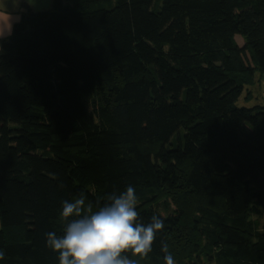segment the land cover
<instances>
[{
  "label": "trees",
  "instance_id": "obj_1",
  "mask_svg": "<svg viewBox=\"0 0 264 264\" xmlns=\"http://www.w3.org/2000/svg\"><path fill=\"white\" fill-rule=\"evenodd\" d=\"M19 15L0 40V264H59L62 202L96 211L128 185L165 223L138 264H264V0Z\"/></svg>",
  "mask_w": 264,
  "mask_h": 264
},
{
  "label": "clouds",
  "instance_id": "obj_2",
  "mask_svg": "<svg viewBox=\"0 0 264 264\" xmlns=\"http://www.w3.org/2000/svg\"><path fill=\"white\" fill-rule=\"evenodd\" d=\"M5 8L0 17L7 19V25L0 26V39L11 34V16ZM107 200L96 211L91 205L85 208L83 193L73 201L62 202L61 216L68 220L64 234H46L47 246L59 253V264H138L127 253L144 258L152 252L156 234L164 230V219L153 215L147 224L140 221L132 185L119 194H109ZM4 258L5 252L0 250V260ZM163 259L165 264H176L171 254Z\"/></svg>",
  "mask_w": 264,
  "mask_h": 264
},
{
  "label": "rangeland",
  "instance_id": "obj_3",
  "mask_svg": "<svg viewBox=\"0 0 264 264\" xmlns=\"http://www.w3.org/2000/svg\"><path fill=\"white\" fill-rule=\"evenodd\" d=\"M53 0H0V8L6 9H19V11H23L25 7H29V9L33 12H43L52 9ZM236 41L238 44L243 45V41L240 37H236ZM262 93L264 94V83L262 86ZM254 102H250L249 104L244 105L243 103H239L238 106H252Z\"/></svg>",
  "mask_w": 264,
  "mask_h": 264
},
{
  "label": "crops",
  "instance_id": "obj_4",
  "mask_svg": "<svg viewBox=\"0 0 264 264\" xmlns=\"http://www.w3.org/2000/svg\"><path fill=\"white\" fill-rule=\"evenodd\" d=\"M6 9H1L0 8V11H5ZM10 16H11V30H12V27L15 23H17L20 19V15H19V9H7ZM7 25V19L5 17H0V26H6ZM9 35H5V37H7ZM4 37V38H5ZM3 39V38H2ZM1 40V39H0ZM263 83H264V79L262 81V86H263ZM264 95V94H263Z\"/></svg>",
  "mask_w": 264,
  "mask_h": 264
}]
</instances>
